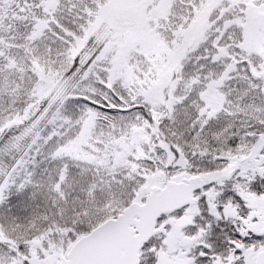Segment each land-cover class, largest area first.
<instances>
[{
    "label": "snow or ice",
    "instance_id": "1",
    "mask_svg": "<svg viewBox=\"0 0 264 264\" xmlns=\"http://www.w3.org/2000/svg\"><path fill=\"white\" fill-rule=\"evenodd\" d=\"M0 264H264V0H0Z\"/></svg>",
    "mask_w": 264,
    "mask_h": 264
}]
</instances>
